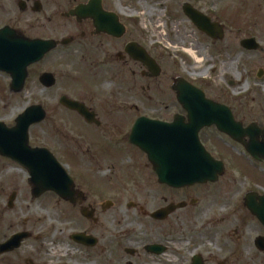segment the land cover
I'll return each instance as SVG.
<instances>
[{
    "label": "flooded vegetation",
    "instance_id": "flooded-vegetation-1",
    "mask_svg": "<svg viewBox=\"0 0 264 264\" xmlns=\"http://www.w3.org/2000/svg\"><path fill=\"white\" fill-rule=\"evenodd\" d=\"M111 1L0 0V35L8 34V40L15 32L28 41L72 40L28 67L21 94L14 91L13 74L0 63V124L8 129L16 126L15 115L14 124L8 119L17 95L34 89L64 90L60 75L52 67L71 55L88 56L89 70L96 76L93 87L99 91L111 83L101 77L112 73L115 85L122 80L123 87L130 82L143 93L155 91L161 77L157 69L161 68L163 74L161 55L141 43V21L117 11ZM228 1L187 0L184 4L220 30L222 39L199 31L182 9L183 16L205 39L204 47L211 56L223 59L239 57L240 53L258 54L264 61L259 37L253 36L250 29L240 31L237 10ZM112 3L116 5L115 0ZM80 6L91 7L92 14L73 16L71 13ZM112 13L117 20L106 16ZM121 14L129 18L123 19ZM240 33L247 36L241 38ZM247 40H255L260 46L248 50L243 46ZM8 45L0 42L3 49ZM145 56L147 61L143 60ZM72 72L65 74L67 84L80 86L79 73ZM48 73L56 79L51 89L41 82ZM256 78L264 82V68ZM187 82L212 103L229 109L236 126H242L245 132L259 129V136L253 138L254 133H246L235 141L215 126L202 129V145L224 170L218 179L180 189L162 183L147 154L131 141L133 127L142 118L172 123L182 117L188 125V112L177 99L165 102L147 95L133 102L72 99L87 109L89 119L64 107L60 100L59 107L53 108L47 102H29L27 108L39 105L46 114L40 124L30 127L29 146L48 150L71 180H63L59 192L45 191L36 197L29 171L0 154L2 165H14L28 177L8 192L0 191V200L8 201L9 210L0 212V264H264V162L253 156L264 148V107L254 110V114L247 112L248 101L234 97L238 89L235 85L240 86L241 81H230L227 85L234 87L233 92L220 90L217 99L208 97L205 82ZM159 108L167 116L158 115ZM36 128L42 131L37 139L33 136ZM211 131L230 140L231 151L218 145L210 148L207 133ZM127 169L147 174L145 178L126 179ZM21 198L37 204L41 213L14 212ZM180 204L184 206L164 220L157 218L160 211ZM178 221L182 226L177 229ZM181 229L185 234L179 237L176 233Z\"/></svg>",
    "mask_w": 264,
    "mask_h": 264
},
{
    "label": "rangeland",
    "instance_id": "rangeland-1",
    "mask_svg": "<svg viewBox=\"0 0 264 264\" xmlns=\"http://www.w3.org/2000/svg\"><path fill=\"white\" fill-rule=\"evenodd\" d=\"M113 1V0H112ZM117 11H124L130 15V18L141 21L139 27L142 31L140 38L141 43L149 49L150 52L157 53L159 61L162 64L163 74H161L159 83L155 87L153 93H143V91L134 87L129 82V86L122 85V80L117 85L112 83V74L102 76V80H106L108 86L106 90L99 91L93 87L92 79L96 76L91 75L90 61L88 56L86 58L71 55L70 58L59 60L60 64L54 65L52 68L57 70L61 78L60 83L64 85V90H52L41 92L34 89L27 91L23 95H17L15 98L14 108L11 109V117L8 121L14 124L13 115L18 117L28 107L29 102L35 103H48L49 107H59V100L66 96L71 99H97V100H129L130 102L140 100L146 97L153 98L160 101H171L176 99L172 91V86L176 79H189L193 83L205 82L207 85V92L209 98L217 99L221 97L220 90L230 89L232 93L234 87L229 88L228 83L233 81H241L240 86H236L234 97L248 101L247 112L254 114V110L259 107H264V82L257 81L258 71L264 68V61L258 54L243 55L231 58L230 56L218 59L216 56H211L210 50L204 47L206 43L202 35L195 31L185 21L182 12V6L187 0H115L114 5ZM232 3L236 13V24L239 26L240 31L250 29L252 35L259 37L261 45L264 47V0H229ZM254 4L251 6V4ZM132 15V16H131ZM123 19H128L129 16L121 14ZM246 33V31H245ZM242 35L240 37H246ZM156 48V49H155ZM187 49H193L199 52V59L202 63H196L187 53ZM163 54V57H162ZM253 56V58H252ZM58 58V57H57ZM79 73L80 86H73L67 84L65 74ZM252 89L249 91V89ZM237 92H241L239 96H235ZM229 99V98H226ZM161 114L164 109L159 108ZM178 111V108L175 109ZM167 116L163 113L162 117ZM33 136L37 139L41 136V129L36 128L33 131ZM45 137L46 135L43 134ZM209 141L207 145L215 147L226 148L231 151L233 145L230 140L218 137L213 131L207 133ZM48 137H50V130H48ZM213 141H210L212 140ZM50 142V140H49ZM128 170V169H127ZM147 174V172H133L128 170L126 172V179L137 178ZM125 173L121 176H124ZM27 173L18 167L0 162V191L4 189L9 190L13 185L25 182L27 180ZM142 178H145L144 176ZM24 190V188H21ZM6 192V193H7ZM8 201L2 202L0 200V212H9L7 208ZM30 210L32 215L41 213L37 204H31V201L25 198L19 199L16 203L14 212H25ZM182 222L178 221L176 228H180ZM178 230L176 233L182 237L185 232Z\"/></svg>",
    "mask_w": 264,
    "mask_h": 264
},
{
    "label": "water",
    "instance_id": "water-1",
    "mask_svg": "<svg viewBox=\"0 0 264 264\" xmlns=\"http://www.w3.org/2000/svg\"><path fill=\"white\" fill-rule=\"evenodd\" d=\"M90 9L91 7L80 6L71 14L77 17L83 14L88 16L92 14ZM183 11L200 31L215 39L223 38L220 30L210 25L209 21L189 9L187 5H184ZM106 16L117 20L115 15L107 14ZM7 35H0V42L9 44L4 49L0 47V63L3 64L4 70L13 74L15 78L13 88L16 94L24 90L29 66L40 62L46 54L58 48L59 45L67 46L72 41L71 39L61 42L28 41L16 32L13 36H9L10 40H8ZM251 43L255 41H244L243 46L248 50H257L258 45L254 46ZM143 60L147 61L148 58L145 56ZM157 70L159 75L161 70L159 68ZM41 82L47 89L56 85L55 77L49 73L42 77ZM173 90L177 100L189 113V124L185 123L184 118H176L171 124L139 119L133 128L131 141L149 156L155 173L164 184L179 189L187 187V184L218 179L217 176L223 172V166L215 162L203 148L199 140V132L205 127L216 126L231 138L241 140L240 138L246 136V133H249V136L254 133L253 138H257L259 129L249 128V131H243L242 126H236L233 118L229 116L227 108L208 101L202 91L182 79L176 81ZM60 103L89 119L87 109L81 104L67 97H63ZM45 117L46 114L41 106H33L17 118L13 129L0 124V154L17 161L29 171L30 183L36 197L45 191L59 192L58 190L64 187L62 181L71 180L49 151L32 149L29 146L30 127L40 124ZM263 149L261 153L254 155L259 160H264ZM9 206L12 208V203ZM183 206V204L171 206L160 211L156 216L164 220ZM21 237L17 236L16 239Z\"/></svg>",
    "mask_w": 264,
    "mask_h": 264
},
{
    "label": "bare ground",
    "instance_id": "bare-ground-1",
    "mask_svg": "<svg viewBox=\"0 0 264 264\" xmlns=\"http://www.w3.org/2000/svg\"><path fill=\"white\" fill-rule=\"evenodd\" d=\"M187 54L196 62V63H199V64H201L202 63V60L201 59H199V55H198V53H196L195 51H193V50H189L188 52H187Z\"/></svg>",
    "mask_w": 264,
    "mask_h": 264
}]
</instances>
